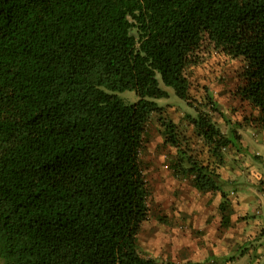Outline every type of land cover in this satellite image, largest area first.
Instances as JSON below:
<instances>
[{"label": "trees", "instance_id": "trees-1", "mask_svg": "<svg viewBox=\"0 0 264 264\" xmlns=\"http://www.w3.org/2000/svg\"><path fill=\"white\" fill-rule=\"evenodd\" d=\"M210 47L245 62L236 92L263 128L264 0H0V264H201L138 252L139 155L159 100L188 101L185 71ZM187 117L216 164L239 150L235 128ZM162 126L173 177L219 194L226 229L231 184Z\"/></svg>", "mask_w": 264, "mask_h": 264}, {"label": "rangeland", "instance_id": "rangeland-1", "mask_svg": "<svg viewBox=\"0 0 264 264\" xmlns=\"http://www.w3.org/2000/svg\"><path fill=\"white\" fill-rule=\"evenodd\" d=\"M244 65L241 58L232 59L212 47L207 48L202 52L200 62L185 71L189 83L188 101L181 102L169 91V96L158 102L160 112L148 117L144 128L143 148L139 155L149 192L147 218L142 222L137 236L140 255L158 262L256 264L258 261L257 264H264V252L257 250L260 242L254 237L247 240L238 234L233 241H226L225 229L219 225L217 194H200L192 186V178L173 177L169 164L175 148L165 144L162 126L163 120L174 125L180 138L187 141V148L204 163L215 165L217 172L223 168L241 173L234 184L225 187L224 191L234 189L238 197L248 194L250 198L252 193H256L253 191L254 185L256 189L258 184H254L253 174H264V168H258V165L259 171L248 170L249 165L256 166L258 163V157L252 156L256 153L254 148L264 154V144H256L259 138H264V128L250 124V119L256 113L236 92L242 83ZM126 99L131 101L133 97L129 95ZM198 113L208 114L222 134L229 135V131L235 128L240 135L239 150H224L220 165L216 164L213 157L208 156L203 141L194 135L188 123L187 116ZM246 169L251 177L248 175L244 178L241 183L247 185L242 188L238 185L239 178ZM260 202L258 206L261 214L256 216L257 220L259 217L264 219V200L261 199ZM257 203L251 204L252 212ZM249 229L245 228L244 231L249 234ZM259 232H256V238ZM241 246L246 248L242 250Z\"/></svg>", "mask_w": 264, "mask_h": 264}, {"label": "crops", "instance_id": "crops-1", "mask_svg": "<svg viewBox=\"0 0 264 264\" xmlns=\"http://www.w3.org/2000/svg\"><path fill=\"white\" fill-rule=\"evenodd\" d=\"M264 128V127H263ZM263 137L259 138L256 142L257 146L260 145L262 146L264 144V138ZM254 151L256 152L255 154H253L252 156H257V161L258 162L256 164V166L254 165H249L250 167L248 168V170L253 171V170H257V167H263L264 168V154H261L260 152H257V150ZM242 164V163H241ZM243 165V164H242ZM258 165V166H257ZM229 169H223L220 168V172H218L221 177L225 180H227V182H229L230 184H234L233 182L236 181V179L239 177V175L241 173H236V171L231 170L232 172L228 171ZM223 171V172H222ZM240 172V171H239ZM248 175H250L249 171H244V174L239 178L240 183H238V185H240V187H246L245 183H241L244 178L248 177ZM255 175V182L254 184L257 182V188L255 189L254 187H256V185H254L253 187V191H255L256 193H252L250 198L248 197V194H242V196L240 195V197L237 196V193L234 189V191L230 190V192L228 193V198L230 200L231 203V207H232V214L230 217V225L225 229L224 231V238L226 239V241L231 242L235 239V237L238 236H243V239H247L250 240L251 237H254L256 240H258V242H260V244H257V250H261V252H264V234L263 232H261L262 234H258L257 238L256 236V232L258 233L259 231H261L262 229H264V219H261L259 217V219H256V216H259V214H261V209H260V200H264V174L263 173H257L253 174V176ZM235 176V177H234ZM251 177V175H250ZM230 194V196H229ZM217 197V201L219 203V194L216 195ZM253 202H258L257 206L255 205L253 207V212L252 210H250V206ZM218 205V204H217ZM259 205V206H258ZM246 218V219H244ZM250 228L248 231H250L249 234L246 233L245 228ZM253 233V234H252ZM258 261H256L257 264Z\"/></svg>", "mask_w": 264, "mask_h": 264}]
</instances>
